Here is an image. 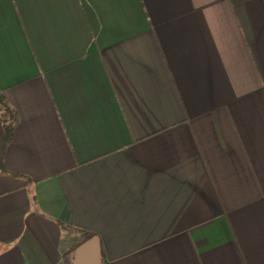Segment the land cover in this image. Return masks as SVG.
Here are the masks:
<instances>
[{"label": "crops", "instance_id": "0c3cea01", "mask_svg": "<svg viewBox=\"0 0 264 264\" xmlns=\"http://www.w3.org/2000/svg\"><path fill=\"white\" fill-rule=\"evenodd\" d=\"M0 92V264H264V0H0Z\"/></svg>", "mask_w": 264, "mask_h": 264}, {"label": "trees", "instance_id": "16d2710c", "mask_svg": "<svg viewBox=\"0 0 264 264\" xmlns=\"http://www.w3.org/2000/svg\"><path fill=\"white\" fill-rule=\"evenodd\" d=\"M0 111H1V120L4 125L5 129V138L3 142L2 149L0 151V170L3 171L2 167V157L4 154V151L9 144L10 140L12 139L13 136V131L14 127L18 121V114L17 112L9 105L5 97L2 95L0 92ZM92 236L91 235H86L84 237V240L82 243H86L89 240H91Z\"/></svg>", "mask_w": 264, "mask_h": 264}, {"label": "water", "instance_id": "95a60500", "mask_svg": "<svg viewBox=\"0 0 264 264\" xmlns=\"http://www.w3.org/2000/svg\"><path fill=\"white\" fill-rule=\"evenodd\" d=\"M81 260L79 264H99L97 241L91 239L83 244L80 248Z\"/></svg>", "mask_w": 264, "mask_h": 264}]
</instances>
